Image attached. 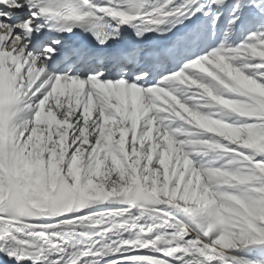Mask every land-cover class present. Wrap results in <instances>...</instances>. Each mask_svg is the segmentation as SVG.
I'll return each instance as SVG.
<instances>
[{"label":"snow or ice","instance_id":"6c2138e0","mask_svg":"<svg viewBox=\"0 0 264 264\" xmlns=\"http://www.w3.org/2000/svg\"><path fill=\"white\" fill-rule=\"evenodd\" d=\"M0 264H264V0H0Z\"/></svg>","mask_w":264,"mask_h":264}]
</instances>
